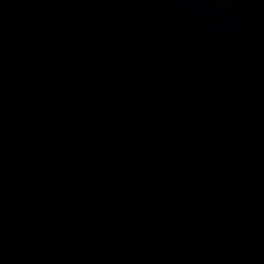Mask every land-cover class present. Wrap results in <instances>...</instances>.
Returning a JSON list of instances; mask_svg holds the SVG:
<instances>
[{
  "label": "water",
  "instance_id": "obj_1",
  "mask_svg": "<svg viewBox=\"0 0 264 264\" xmlns=\"http://www.w3.org/2000/svg\"><path fill=\"white\" fill-rule=\"evenodd\" d=\"M0 264H264V0H0Z\"/></svg>",
  "mask_w": 264,
  "mask_h": 264
}]
</instances>
